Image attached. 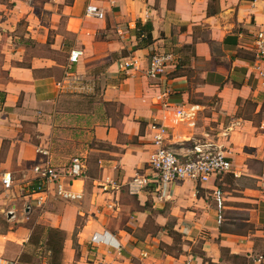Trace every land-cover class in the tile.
Returning <instances> with one entry per match:
<instances>
[{"label":"crops","instance_id":"obj_1","mask_svg":"<svg viewBox=\"0 0 264 264\" xmlns=\"http://www.w3.org/2000/svg\"><path fill=\"white\" fill-rule=\"evenodd\" d=\"M87 7L101 16H86ZM138 21L152 26L149 46L137 38ZM263 23L264 0H0V176L12 177L9 192L0 184V218L15 236L10 243L0 232V253L14 248L0 259L23 264L38 248L28 239L31 219L45 243L49 229L63 233L60 264H208L197 251L212 264H238L227 256L264 264V80L251 70L250 47ZM73 49L82 55L69 67ZM162 52L174 62L151 80L149 57ZM126 59L137 70H120ZM67 73L79 83L59 89ZM191 106L194 126L166 122L165 144L182 159L211 141L232 173L201 185L133 187L134 176L149 174L150 126ZM73 158L84 164L85 179L74 185L82 200L37 207L22 195L35 165L64 170ZM104 231L119 253L90 249Z\"/></svg>","mask_w":264,"mask_h":264},{"label":"built area","instance_id":"obj_2","mask_svg":"<svg viewBox=\"0 0 264 264\" xmlns=\"http://www.w3.org/2000/svg\"><path fill=\"white\" fill-rule=\"evenodd\" d=\"M86 16L100 17L101 14L93 7L85 9ZM253 60L251 61V70L254 76L259 80H264V23L260 25L253 35L251 44ZM82 55L81 50L73 49L68 55V66L77 63ZM174 62V56L170 52L153 53L149 57L145 76L151 80L161 78L169 65ZM138 62L135 59H126L119 63V69L122 71L137 70ZM79 78L72 73H67L66 78L58 81L56 86L60 89L63 85H77ZM196 117V107H179L173 110L171 116H164L160 123L150 126L153 132L152 145L153 152L148 159L147 175H136L130 181L133 187L139 189L149 187L159 188L162 185L172 184L189 180L195 184L201 185L209 182L213 178L232 173L233 167L230 160L225 156L221 147L211 141L196 142L192 148L180 159L175 151L165 144L168 124L174 122H188L194 126ZM42 155H47L45 151H38ZM34 178L27 182V185L21 190L22 195L33 197V202L37 207L45 204L49 198L71 203L80 201L83 198V190H76L75 183L84 180V164L80 158H73L70 164L64 169L59 170L52 166L48 161H43L32 168ZM2 189L9 192L12 188V177L10 173H3L0 176ZM129 184V185H130ZM215 203L219 210L218 222H222L220 211L223 207L222 194L219 189L214 191ZM30 209L29 205L24 206ZM7 215H14V206L6 211ZM105 246L107 250H113L119 253L122 249L120 243L114 236L107 231L95 233L89 241L91 250L100 246ZM0 264H16L15 262L0 259ZM97 264H109L104 260Z\"/></svg>","mask_w":264,"mask_h":264},{"label":"rangeland","instance_id":"obj_3","mask_svg":"<svg viewBox=\"0 0 264 264\" xmlns=\"http://www.w3.org/2000/svg\"><path fill=\"white\" fill-rule=\"evenodd\" d=\"M24 217L25 216H22V218H24ZM27 220H25V222H26L25 225H28L29 227H33L32 231L29 233L28 239L30 242L36 243L35 247H38V248H34V246L31 247V249H29L30 250L29 252L31 255H28L29 257L22 258L21 259L22 263L23 264H25V263H27V264H54L55 262H57V255L47 253L48 251L46 250L45 239L43 238V235L41 233L40 226H38V225L32 226V220L31 219L28 221ZM9 227H12V223L7 222L6 218L1 216V218H0V232L1 233L4 232V234L6 235V237L2 238V240L13 243L15 236L12 234H6L9 230L8 229ZM39 241L43 242L42 245L38 244ZM13 252H14V248L11 247V245H10L7 247V250H4L3 252L0 253V257L7 259L8 255L13 254ZM60 259H61V257H60ZM60 261L61 260H59V262ZM241 262L242 261L239 260V262H237V263L241 264Z\"/></svg>","mask_w":264,"mask_h":264},{"label":"trees","instance_id":"obj_4","mask_svg":"<svg viewBox=\"0 0 264 264\" xmlns=\"http://www.w3.org/2000/svg\"><path fill=\"white\" fill-rule=\"evenodd\" d=\"M136 28H137V38L140 39V42L143 44V46H149L152 44V38H151V30H152V26L149 22L145 23V24H141V22H137L136 23ZM0 98H1V103L4 102V94H0ZM171 235H173V240L175 243H181V236L177 233L171 232ZM63 239H64V235L61 231L59 230H55V229H49L47 231V239H46V243L45 246L47 248L48 251L51 252V254L57 255V262H55L54 264H60L59 260L61 257V253H62V243H63ZM199 250V249H198ZM197 254H199V256L202 257L204 262H207L208 264H212L210 261L206 260V258L203 256L202 252L197 251ZM229 259L233 260V261H237L239 262V260H241L240 257L238 256H227ZM242 261V260H241ZM234 264H236L234 262ZM240 264V263H238Z\"/></svg>","mask_w":264,"mask_h":264}]
</instances>
